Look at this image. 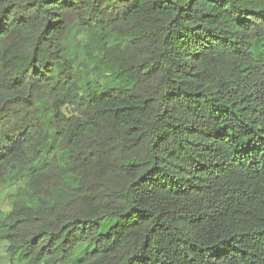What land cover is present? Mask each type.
Masks as SVG:
<instances>
[{"label": "trees", "instance_id": "trees-1", "mask_svg": "<svg viewBox=\"0 0 264 264\" xmlns=\"http://www.w3.org/2000/svg\"><path fill=\"white\" fill-rule=\"evenodd\" d=\"M0 188L12 264H264V0H0Z\"/></svg>", "mask_w": 264, "mask_h": 264}, {"label": "rangeland", "instance_id": "rangeland-1", "mask_svg": "<svg viewBox=\"0 0 264 264\" xmlns=\"http://www.w3.org/2000/svg\"><path fill=\"white\" fill-rule=\"evenodd\" d=\"M96 63L90 64L88 72L90 73V76L88 78L89 81L91 79L93 80L95 77V72L92 70L96 67ZM103 72L106 73L107 71L103 69ZM101 84H105L104 80L101 82ZM15 191L14 188L10 189L9 191H4L0 188V209L4 212L8 211L10 208L9 203V195L12 194ZM117 227L115 224L111 223L108 227L104 228L102 230V233L107 235L110 233L111 230H115ZM87 249V252H84L83 250ZM93 249L91 248H81L77 253L73 256L72 262L74 264L81 262L84 260L88 254L92 252ZM7 244L0 240V264H12L11 260L7 257ZM13 264H21L20 262L15 261Z\"/></svg>", "mask_w": 264, "mask_h": 264}]
</instances>
